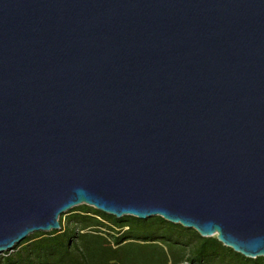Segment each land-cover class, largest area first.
<instances>
[{
  "label": "water",
  "instance_id": "water-1",
  "mask_svg": "<svg viewBox=\"0 0 264 264\" xmlns=\"http://www.w3.org/2000/svg\"><path fill=\"white\" fill-rule=\"evenodd\" d=\"M79 205L264 257V0H0V254Z\"/></svg>",
  "mask_w": 264,
  "mask_h": 264
},
{
  "label": "trees",
  "instance_id": "trees-1",
  "mask_svg": "<svg viewBox=\"0 0 264 264\" xmlns=\"http://www.w3.org/2000/svg\"><path fill=\"white\" fill-rule=\"evenodd\" d=\"M73 211L65 225L59 216L60 229L34 232L0 254V264H264L159 216L117 218L87 205Z\"/></svg>",
  "mask_w": 264,
  "mask_h": 264
},
{
  "label": "rangeland",
  "instance_id": "rangeland-1",
  "mask_svg": "<svg viewBox=\"0 0 264 264\" xmlns=\"http://www.w3.org/2000/svg\"><path fill=\"white\" fill-rule=\"evenodd\" d=\"M80 208V205L79 206H76V207H73L72 209H70L71 211L73 209H79ZM70 210H68L67 212L63 213V215L61 216V220H62V224L65 225L66 224V221L68 218H70L73 213H75L74 211L73 212H70ZM189 229V228H188ZM188 250V249H187Z\"/></svg>",
  "mask_w": 264,
  "mask_h": 264
}]
</instances>
